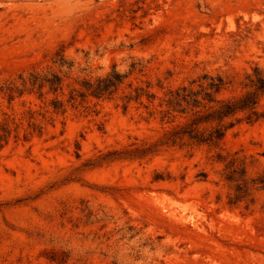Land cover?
I'll return each mask as SVG.
<instances>
[{
  "label": "rangeland",
  "instance_id": "374dc122",
  "mask_svg": "<svg viewBox=\"0 0 264 264\" xmlns=\"http://www.w3.org/2000/svg\"><path fill=\"white\" fill-rule=\"evenodd\" d=\"M255 69L264 0H0V264H264V120L101 160L152 149L169 91L206 75L237 97ZM113 70L116 92L78 97ZM35 73L61 90L22 87Z\"/></svg>",
  "mask_w": 264,
  "mask_h": 264
},
{
  "label": "trees",
  "instance_id": "16d2710c",
  "mask_svg": "<svg viewBox=\"0 0 264 264\" xmlns=\"http://www.w3.org/2000/svg\"><path fill=\"white\" fill-rule=\"evenodd\" d=\"M124 77L115 70L103 79H99L96 84H84L85 93H78V97L85 98V94L95 98H101L104 95H111L117 91ZM199 84L195 87L182 86L169 91L165 100L159 105L164 107L160 112V122L167 124L162 137L152 145V149H138L127 152H108L101 160H115L121 157H143L156 151L158 147H183L188 145H206L209 147H219L227 132L241 122L255 123L264 120V112H259L258 106L260 98L264 96V71L255 69L252 76L248 77L249 84L247 91L237 97L220 98L223 89V80L219 77L213 78L203 76ZM22 87L29 86L30 90L41 91L48 88L49 91L56 93L61 90V79L54 74H31L28 80H22ZM11 90V88H7ZM75 91H73L74 93ZM133 100L138 101L142 96L147 99H155L153 94L147 90L136 89ZM76 93L72 94L70 100L76 99ZM127 103L131 98L127 97ZM55 110L62 107V102L57 100L52 103ZM126 108V107H124ZM10 131L6 126L0 128V143H7ZM218 161H224L225 158L218 156ZM236 164L235 160L227 163L229 167ZM237 168L230 170L228 181L232 180ZM245 174V170L242 169ZM263 183V182H261ZM237 185L235 196L232 203L241 201L247 195L246 190ZM264 188V184H263Z\"/></svg>",
  "mask_w": 264,
  "mask_h": 264
}]
</instances>
